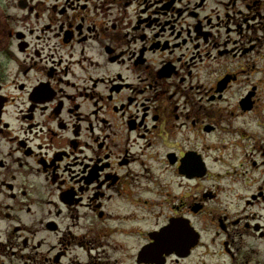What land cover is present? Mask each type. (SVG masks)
Wrapping results in <instances>:
<instances>
[{
  "label": "flooded vegetation",
  "instance_id": "1",
  "mask_svg": "<svg viewBox=\"0 0 264 264\" xmlns=\"http://www.w3.org/2000/svg\"><path fill=\"white\" fill-rule=\"evenodd\" d=\"M0 264H264V0H0Z\"/></svg>",
  "mask_w": 264,
  "mask_h": 264
}]
</instances>
